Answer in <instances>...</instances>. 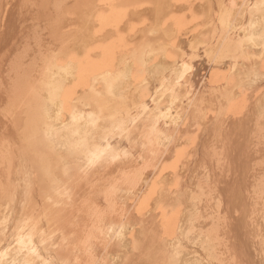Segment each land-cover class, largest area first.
Returning a JSON list of instances; mask_svg holds the SVG:
<instances>
[{"label":"bare ground","instance_id":"1","mask_svg":"<svg viewBox=\"0 0 264 264\" xmlns=\"http://www.w3.org/2000/svg\"><path fill=\"white\" fill-rule=\"evenodd\" d=\"M0 264H264V0H0Z\"/></svg>","mask_w":264,"mask_h":264},{"label":"rangeland","instance_id":"2","mask_svg":"<svg viewBox=\"0 0 264 264\" xmlns=\"http://www.w3.org/2000/svg\"><path fill=\"white\" fill-rule=\"evenodd\" d=\"M226 142H227V141H226ZM222 143H223L224 145H221V149L219 150L218 153H219V156H220V157L222 156L220 159H221V160L223 159L222 161H224V162L228 165V164L230 163V159L227 158V156H230V155H229V152L227 151L228 148H229V145H226V146H225V143H224L223 141H222ZM227 143H228V142H227ZM227 143H226V144H227ZM223 152H225V153H223ZM225 155H227V156H225ZM224 162H223V163H224ZM171 233H172V232L169 231L168 233H166V235L164 234L163 237H164V236H167V238H168V237L170 238V237H171V235H170Z\"/></svg>","mask_w":264,"mask_h":264}]
</instances>
